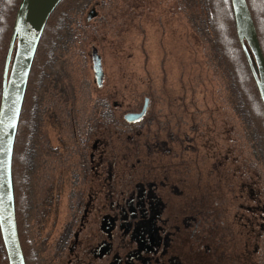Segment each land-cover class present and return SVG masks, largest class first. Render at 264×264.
Instances as JSON below:
<instances>
[{
	"label": "rangeland",
	"instance_id": "1",
	"mask_svg": "<svg viewBox=\"0 0 264 264\" xmlns=\"http://www.w3.org/2000/svg\"><path fill=\"white\" fill-rule=\"evenodd\" d=\"M199 2L67 0L56 10L30 80L31 144L19 171L33 245L41 237L121 254L105 215L143 183L165 204L166 264H208L214 249V263L238 264L248 247L255 263L264 251L263 124L251 98L243 104L234 92ZM146 98L145 117L127 123ZM96 256L106 264L113 253Z\"/></svg>",
	"mask_w": 264,
	"mask_h": 264
},
{
	"label": "water",
	"instance_id": "2",
	"mask_svg": "<svg viewBox=\"0 0 264 264\" xmlns=\"http://www.w3.org/2000/svg\"><path fill=\"white\" fill-rule=\"evenodd\" d=\"M63 0H23L17 12L3 73L0 105V228L10 264H25L18 238L12 179L14 147L36 53L47 23ZM237 36L264 105V53L247 0H231ZM250 49V51L248 50ZM251 52V53H250ZM97 85L104 72L97 51L92 54ZM149 110L146 98L141 111L124 120L136 123Z\"/></svg>",
	"mask_w": 264,
	"mask_h": 264
},
{
	"label": "flooded vegetation",
	"instance_id": "3",
	"mask_svg": "<svg viewBox=\"0 0 264 264\" xmlns=\"http://www.w3.org/2000/svg\"><path fill=\"white\" fill-rule=\"evenodd\" d=\"M143 186V183L138 185V187ZM138 187L136 196L134 193L124 196L120 201H117L114 213L105 215L113 221L114 228L117 227L119 231L121 239L119 245H124L121 254L118 250L112 251L111 248L99 244L91 245L93 248L89 252L88 250L80 251L79 245H45L46 240L44 241L41 237L35 238L39 245H33L30 228V212L33 204L30 195H28L18 217L16 212L18 238L25 264H62L63 262L65 264H96L97 253L108 256L111 252L113 256L106 264H166L165 257L172 244L171 241L173 242V235L169 225L163 219L165 208V204L162 203L163 197L152 194V190L147 192L146 187ZM181 197L183 198L184 195ZM51 206L52 203L49 205V210H52ZM174 209L176 210V208ZM103 218L102 223L104 222ZM111 239L112 235L108 240L109 245H113ZM200 241H196L198 246L201 245ZM52 244L54 243L52 242ZM178 246L175 245L177 249ZM185 246L194 248L196 245H180V247ZM209 248L211 252L213 247L209 245ZM248 251L249 247L244 249L243 256L245 257H242L238 264H264V251L260 246L255 263L248 259L246 255ZM181 255L186 257L184 252ZM218 259L219 250L217 249L210 253V258L206 255L208 264H221L214 263ZM0 264H10L1 228Z\"/></svg>",
	"mask_w": 264,
	"mask_h": 264
},
{
	"label": "trees",
	"instance_id": "4",
	"mask_svg": "<svg viewBox=\"0 0 264 264\" xmlns=\"http://www.w3.org/2000/svg\"><path fill=\"white\" fill-rule=\"evenodd\" d=\"M22 1L23 0H0V105L4 67L14 30L17 12ZM66 1L67 0H63L56 10L61 8ZM247 3L257 29L262 51L264 53V45L261 39V36L264 37V0H247ZM198 6L200 7L202 14L207 19L208 25L214 37L218 55L223 61L226 70L230 73L233 89L235 90L234 92L238 94L243 104H246L248 97L251 98V103L254 106L253 109L257 112V118L260 123L263 124L260 127L258 126V132L264 140V105L251 74L243 48L237 36L231 0H200ZM54 13L47 23L36 53L15 141L12 179L17 217L21 214L25 200H27L28 197L26 189L27 180L23 176L24 170L21 168L22 175H19V171L21 164L22 166L25 164L26 152L28 151V147L31 144V136L29 135V119L31 118V108L29 107L30 102L28 96L30 90V80L34 75L36 66L35 64H37V60H39V50L42 49L40 53L42 56L45 50V48L42 47L46 44L44 41L47 38L49 40V37H51L50 35H52V32L55 29V27L52 26ZM248 50L250 51L249 48ZM247 105L250 106V103Z\"/></svg>",
	"mask_w": 264,
	"mask_h": 264
}]
</instances>
